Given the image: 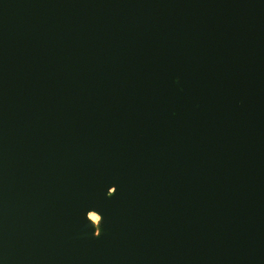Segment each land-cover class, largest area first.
Returning a JSON list of instances; mask_svg holds the SVG:
<instances>
[{
    "label": "water",
    "instance_id": "obj_1",
    "mask_svg": "<svg viewBox=\"0 0 264 264\" xmlns=\"http://www.w3.org/2000/svg\"><path fill=\"white\" fill-rule=\"evenodd\" d=\"M0 264H264V0H0Z\"/></svg>",
    "mask_w": 264,
    "mask_h": 264
},
{
    "label": "bare ground",
    "instance_id": "obj_2",
    "mask_svg": "<svg viewBox=\"0 0 264 264\" xmlns=\"http://www.w3.org/2000/svg\"><path fill=\"white\" fill-rule=\"evenodd\" d=\"M89 219L92 221V223L95 225L96 228V234L99 235L102 231L101 229V222H102V215L93 210L89 213Z\"/></svg>",
    "mask_w": 264,
    "mask_h": 264
}]
</instances>
